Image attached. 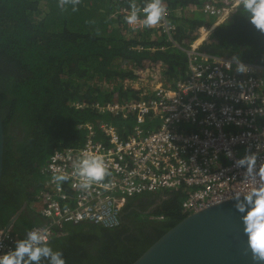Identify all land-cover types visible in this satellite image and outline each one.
<instances>
[{
  "label": "trees",
  "instance_id": "obj_1",
  "mask_svg": "<svg viewBox=\"0 0 264 264\" xmlns=\"http://www.w3.org/2000/svg\"><path fill=\"white\" fill-rule=\"evenodd\" d=\"M146 1L0 0L4 133L0 228L16 212L10 225L13 232L23 234L47 223L29 207L44 180L41 169L54 150L82 144L85 123L96 127L105 121L123 136L132 132V114L101 112L95 105L137 98L143 87L126 86L124 79H135L138 70L147 67H161V78L168 86L187 77L184 51L169 42L160 28L131 31L126 27L120 10ZM163 1L170 8L169 21L175 24L173 38L181 46L192 41L199 26H210L216 19L189 10L186 0ZM178 5L182 10H175ZM229 8L200 47L264 66V33L248 21L240 4ZM140 44L156 48L134 47ZM254 73L264 74V69ZM183 197V191L166 190L134 195L121 210L117 226L67 222L54 227L56 233L48 243L63 253L66 264H129L186 216L180 210Z\"/></svg>",
  "mask_w": 264,
  "mask_h": 264
},
{
  "label": "built area",
  "instance_id": "obj_2",
  "mask_svg": "<svg viewBox=\"0 0 264 264\" xmlns=\"http://www.w3.org/2000/svg\"><path fill=\"white\" fill-rule=\"evenodd\" d=\"M186 1L189 10L216 18L210 26H199L187 46L174 40L175 24L169 21L170 8L163 0L164 12L152 27L160 28L169 42L184 51L187 77L168 86L161 78V67L139 69L138 77L123 80L126 86L143 87L137 98L95 103L101 112L132 114V132L123 136L105 121L96 127L85 123L82 144L54 150L41 169L44 180L29 204L47 223L30 227L23 234L13 232L11 226L0 229V254L10 251L33 228L46 231L50 238L56 233L54 227L67 222L117 226L124 205L137 194L183 191L180 210L187 215L234 193L247 192L257 182L234 161L251 151L258 156L257 164L264 166V74L254 73L264 66L243 61L248 71L240 73L230 63L232 57L200 47L224 11L240 0ZM147 2L120 10L129 30L145 28L143 7ZM133 8L137 20L130 24L126 17ZM182 8L178 5L175 10ZM134 47L156 48L152 44ZM147 119L155 122L147 125ZM228 151L230 157L225 155ZM85 152L102 156L106 175L88 189H81L73 162ZM60 173L69 179L58 184L53 176Z\"/></svg>",
  "mask_w": 264,
  "mask_h": 264
},
{
  "label": "clouds",
  "instance_id": "obj_3",
  "mask_svg": "<svg viewBox=\"0 0 264 264\" xmlns=\"http://www.w3.org/2000/svg\"><path fill=\"white\" fill-rule=\"evenodd\" d=\"M248 21L255 29L264 33V0H240ZM164 12L161 0H148L143 7V26L156 25ZM130 24L137 20V11L132 9L126 17ZM235 64V70L240 73L248 71V66L239 55H233L231 62ZM231 156L230 151L225 153ZM256 153L248 151L237 158L234 163L242 168L244 173L257 182L247 192L234 193V209L240 213L243 232L247 236L248 248L256 264H264V166L257 164ZM76 174L79 176L81 189H88L94 182L100 181L106 175V169L101 155H93L87 152L73 162ZM63 173L53 176L58 184L68 180ZM49 237L46 231L30 229L25 236L15 242V246L8 252L0 254V264H66L63 253L54 249L48 243Z\"/></svg>",
  "mask_w": 264,
  "mask_h": 264
},
{
  "label": "water",
  "instance_id": "obj_4",
  "mask_svg": "<svg viewBox=\"0 0 264 264\" xmlns=\"http://www.w3.org/2000/svg\"><path fill=\"white\" fill-rule=\"evenodd\" d=\"M4 133L0 113V182ZM231 198L184 216L129 264H256Z\"/></svg>",
  "mask_w": 264,
  "mask_h": 264
},
{
  "label": "flooded vegetation",
  "instance_id": "obj_5",
  "mask_svg": "<svg viewBox=\"0 0 264 264\" xmlns=\"http://www.w3.org/2000/svg\"><path fill=\"white\" fill-rule=\"evenodd\" d=\"M26 205H24L25 207ZM23 207V206H22ZM24 209V208H23ZM19 212H16L9 220V222L7 221V223L5 224V226L1 227L0 229L4 228V227H8L12 224V222L14 221V219L18 216Z\"/></svg>",
  "mask_w": 264,
  "mask_h": 264
},
{
  "label": "crops",
  "instance_id": "obj_6",
  "mask_svg": "<svg viewBox=\"0 0 264 264\" xmlns=\"http://www.w3.org/2000/svg\"><path fill=\"white\" fill-rule=\"evenodd\" d=\"M229 10H230V8H227V9L224 11V15L220 18V20H221V19L224 20V18L227 16ZM204 16H205V17H209L208 15H205V14H204ZM222 20H221V21H222ZM160 71H161V70H160Z\"/></svg>",
  "mask_w": 264,
  "mask_h": 264
}]
</instances>
